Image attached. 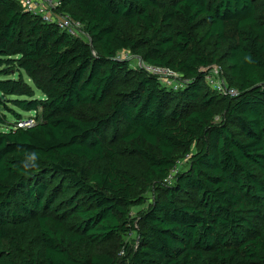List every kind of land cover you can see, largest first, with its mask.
<instances>
[{
  "label": "trees",
  "instance_id": "trees-1",
  "mask_svg": "<svg viewBox=\"0 0 264 264\" xmlns=\"http://www.w3.org/2000/svg\"><path fill=\"white\" fill-rule=\"evenodd\" d=\"M61 11L89 41L0 0V264H264V0Z\"/></svg>",
  "mask_w": 264,
  "mask_h": 264
},
{
  "label": "built area",
  "instance_id": "built-area-1",
  "mask_svg": "<svg viewBox=\"0 0 264 264\" xmlns=\"http://www.w3.org/2000/svg\"><path fill=\"white\" fill-rule=\"evenodd\" d=\"M18 2L23 10L33 17H38L43 23L53 25L58 30L73 38L83 39L89 41L85 35L82 26L74 21L67 13L61 11L62 0H14ZM141 68L148 74L159 77L163 84L171 85L169 79L177 78L179 74L173 72L168 68L156 67L147 64L141 65ZM206 82L218 92V94L235 98L238 95L236 89L230 88L224 80L216 74L215 76L209 74L205 78ZM171 87H178L171 86ZM31 124V122H30ZM23 125H26L24 123ZM176 171L174 172V174Z\"/></svg>",
  "mask_w": 264,
  "mask_h": 264
},
{
  "label": "rangeland",
  "instance_id": "rangeland-1",
  "mask_svg": "<svg viewBox=\"0 0 264 264\" xmlns=\"http://www.w3.org/2000/svg\"><path fill=\"white\" fill-rule=\"evenodd\" d=\"M117 58L129 61V66H130L131 69L141 68V65L145 64V63L142 62V60L139 58V56L137 54L131 53L129 51L128 52H123V51L119 52L117 54ZM210 74L213 75V76H215L217 74L220 77L221 80H224L226 83H228L226 77L223 75V73L221 71H219V69L213 68L212 72ZM169 81H170L169 83L171 84L169 86L179 85V83H180V75H178L177 78L169 79ZM37 96H40V94L37 93ZM27 116L28 115H24V117H27ZM8 118L10 120H12L11 117H8ZM25 123H26L27 126H30V120L26 121ZM194 151H195V148L192 147L191 148V152H194ZM131 164L133 165V167L135 169H138V170L141 169V165L139 163H137L136 161L130 163V165ZM187 167H188V164H187L186 158L182 159V160H180L177 163V168H176L177 170L176 171H180L182 169H186ZM145 197L148 200L147 203H145V204H143V205H141L139 207L134 208L133 209L134 216L137 215L138 212L143 211V210H145L147 208V206L149 204L150 194H146ZM133 237H134V234L123 236L122 240L123 241H127V240H130V239H133Z\"/></svg>",
  "mask_w": 264,
  "mask_h": 264
}]
</instances>
